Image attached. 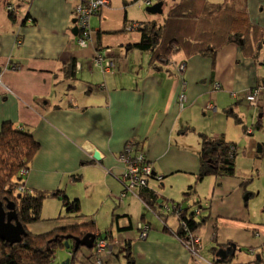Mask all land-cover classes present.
Segmentation results:
<instances>
[{"label":"crops","instance_id":"crops-1","mask_svg":"<svg viewBox=\"0 0 264 264\" xmlns=\"http://www.w3.org/2000/svg\"><path fill=\"white\" fill-rule=\"evenodd\" d=\"M85 1L0 0V129L10 122L29 131L39 144L24 187L28 191H61L77 199L79 214L84 217L74 215L61 224L93 223L101 232H109L117 242L115 252L118 248L121 255L114 253L106 264H122L119 259L124 258L126 242L131 245L132 264H194L176 237L177 219L163 212L162 205L168 202L181 203L187 210L199 203L206 209L199 217L205 222L197 232L200 241L202 238L201 251L207 247L212 255V250L233 243L237 249L228 257L231 264L241 263L234 261L241 252L254 255L264 245V226L232 203V193L251 180H239L240 189L233 181L232 186L225 185V180L239 178L237 166L233 177L218 182L220 177L214 176L216 186L208 191L212 201L208 206L192 191L195 182L205 178L198 179L202 168L199 134L236 144L226 140L216 121L228 117V112L238 122H250L246 112L256 110H247L251 105L245 97L264 81V43L257 59L252 57L251 49L243 52L232 44L216 55L214 64L202 56L186 59L184 71L176 75L173 69L185 59L182 53L173 54L171 64L165 65L151 62L148 53L128 51L139 35L120 32L126 22L135 21L123 0H109L108 6L89 18L90 38L79 37L80 30L74 35L77 25L72 23L73 8ZM8 2L20 9L15 20L7 15ZM247 13L250 22L264 30V0H247ZM26 17L30 18L27 22ZM93 33L97 36L94 39ZM18 38L21 46L16 44ZM81 38L84 42L89 39L90 44L79 45ZM106 47L111 52L106 53V59L114 70L103 74L93 60ZM8 63L18 69L10 70ZM214 84L219 88L214 89ZM180 93L187 96L183 109L177 107ZM209 105L212 109H207ZM258 106L264 116L263 96ZM260 117L257 122L251 118L258 131L263 128ZM249 135L252 138L245 139V156L259 159L264 150L263 138L253 136L252 130ZM127 142H134L154 172L163 177L160 182L152 181L148 188L155 194V211L132 193L118 199L125 189L124 166L118 155ZM256 144V153L261 154L257 157ZM95 150L100 153V161L92 160ZM174 178L179 182L180 195L173 190ZM215 201L217 207L213 208ZM44 206V223L54 224L45 231L50 232L57 228L53 221L57 216ZM140 225L149 228L142 240ZM30 231L34 232L32 228ZM201 251L205 262H211L212 258H205ZM66 256L68 261V253Z\"/></svg>","mask_w":264,"mask_h":264},{"label":"trees","instance_id":"trees-1","mask_svg":"<svg viewBox=\"0 0 264 264\" xmlns=\"http://www.w3.org/2000/svg\"><path fill=\"white\" fill-rule=\"evenodd\" d=\"M123 1L126 8L133 3H139L146 9L151 7L153 3H160L161 9L163 5V0H153L149 6L144 3V0ZM84 4V2H80L76 6ZM99 9L92 15L97 14ZM134 25H136V28L132 27ZM84 32L86 36L81 37L90 38V30L87 28ZM120 32L125 34L137 33L139 40L136 43L129 44L128 51L148 53L150 54V61L154 64L159 62L170 65L169 62L173 54L176 52L182 53L185 59L177 62L178 64L175 67L181 72L184 71L183 66L186 65V59L193 56H202L210 58L214 64L216 55L223 48L232 44L239 46L243 52L251 49L252 57L257 59L258 50H261L264 43V30L252 24L248 17L247 0H222V2L177 0L167 11L163 23L158 24L150 20L144 22L130 21L126 22ZM240 42L243 45H239ZM84 45H86V42H84ZM106 49L109 50L108 47ZM100 57L102 58L101 55ZM109 61L105 58L98 65L103 74L112 71H103V62ZM199 136L202 141L199 157L202 168L198 179L202 180L209 175L220 178L233 177L236 174V144L225 142L221 138L212 139L201 134ZM229 146H232V153L227 154ZM38 150L39 144L33 139L29 131L22 128L18 129L13 124L8 123L1 126L0 202L3 203V206L4 201L10 202V207L14 208L19 223L25 229L26 237L19 244H9L0 239V264H48L55 257V252L59 248L66 249L65 241L69 245L67 252L70 248L72 250V246L80 251V242L74 236L80 231L83 233L82 237L90 232L95 234L96 237L99 236L100 239L111 237L109 232H101L93 223L61 225L65 220H72L73 217L71 218V216L75 215L74 218L84 217V215L79 214L80 205L77 199L72 200L65 193L62 194L61 191H28L23 189L25 177ZM24 171L25 174L22 173ZM149 183L140 188L138 198L152 211H155L157 209L154 204L155 194L152 189H148ZM48 199H57L61 203L62 211L53 219L57 223V228L50 232L34 234L27 229L30 225L46 221L42 215V208L44 202ZM194 206L196 208L191 211L182 207V212L186 210V213H182L178 224L179 228L184 230V235L186 231H189L198 237L197 232L204 224L205 218L197 217H200L202 210L205 208H202L199 203ZM167 207L170 208L168 204ZM165 210L166 208L163 209V212L168 214L169 212ZM178 234L176 235L178 240H181V236L184 238V235ZM96 237H94L95 240ZM74 240L77 241L76 246ZM124 247L128 248L127 253H125L126 258L124 256L126 264H132L129 255L131 254L130 243L126 242ZM212 252L215 253L216 249L212 250L211 254H213ZM68 257H70L69 253ZM213 262L215 264L220 263L214 257Z\"/></svg>","mask_w":264,"mask_h":264},{"label":"rangeland","instance_id":"rangeland-1","mask_svg":"<svg viewBox=\"0 0 264 264\" xmlns=\"http://www.w3.org/2000/svg\"><path fill=\"white\" fill-rule=\"evenodd\" d=\"M17 1H19V0H17ZM176 1L177 0H163L162 1L163 13H161V14H150L146 11V8L141 6V4H139V3H133V4L129 5L126 8V10L129 13V15L134 18L135 21L144 20V19L148 18L150 21H153V22H156L159 24V23H163L167 11L175 4ZM209 1L221 2L222 0H209ZM108 2H109V0H107V3ZM120 2H121V0H120ZM156 4L157 3H153L152 6H154ZM96 6H100L99 8H103V6H108V4H105V5L99 4L97 2V0H94L93 4H91V7L95 8ZM5 7H6L7 15L10 17V19L15 20L16 18H14V16L16 15V13H19L20 9L16 8V6H14V3H10V2L6 3ZM122 14H123V10H122ZM11 17H13V18H11ZM74 18L76 20L77 28L80 31H82L83 29L81 30L80 27L78 26L79 23H78V20L75 17V15H74ZM25 20L27 22V20H30V18L26 17ZM81 35H82V32L79 34V37ZM92 35H93V39L97 37L96 34H94V33ZM122 35H123V33H122ZM16 40H17L16 44L18 46H21L22 41L19 38ZM83 40H85V39H83ZM81 41L82 40H78L77 43L80 45ZM86 43H87V45H89L90 40L88 39L86 41ZM114 47H115V43L113 45V48ZM103 50L104 51L101 52V54L97 53L95 55L94 60H93L95 65H100V62L105 60L106 53L111 54L110 50H107V49H103ZM100 55L102 56V58H100ZM103 65H104V67H103L104 72H108L109 70L111 71L113 69V64L111 61L103 62ZM7 66H9L10 70H13V71L18 69V67L16 65H12L10 63H8ZM173 70H174L173 73H175L176 75H179V73H181V70L178 71L177 68L173 69ZM1 83L2 82H1V77H0V84ZM257 86L261 87V90H260L261 92H258L256 88L254 89L253 93H255V95H252L254 97L253 101L248 100L249 95H247L245 97L248 105H251V107H249L247 110L256 109L252 112H250V111L246 112L247 114H249L250 122L249 121H242V120L240 122H238L236 120L235 115L229 114L227 112L228 117L219 118L216 121V123L219 125V128H220L219 130H221V132H224V134H225L224 137L226 138V140H229L231 142L236 143V154H237L236 166H237V168H239V174H238L239 178H237V177L232 178V180L227 179V180H225L224 184L232 186V181H233V182L237 183L236 188L240 189L239 180H242L245 177L247 180H251V181H249L248 184L243 186L242 189L238 190V192L232 193V196L237 198L240 202V203H237L236 200L232 197V203L234 204V206L238 207L239 209L245 210L247 216L251 217L253 222H258L259 224L264 226V150H263L262 156H261V154L257 155L256 152L259 149V147H258L259 145L256 144L257 148L254 150L255 156L256 157L261 156V157L259 159H256L255 157L248 158L249 156L248 157L245 156L246 155L245 152L247 149V144L245 142V139L252 138L251 135H249L251 130H252L253 136L257 135V138L261 136L263 138L262 143H264V116L262 115V111H261L260 106H258V100L260 99L261 96L264 97V81H261L258 85H256V87ZM6 90H8V89H6ZM177 99H178L177 107H178V109H180L179 97ZM186 102H187V96L184 95L183 97L180 98V103L184 106L186 104ZM252 104L255 106L253 107ZM207 109H212V106L209 105L207 107ZM259 114H261V116L263 118L260 117ZM253 117H254V120L256 119V122H257V118L260 117L261 125L263 126L262 131L261 130L258 131L255 129V123L256 122L251 123V118L253 119ZM8 124H12V123L9 122ZM248 128H251V130ZM18 129H20V127ZM132 143H134V142H127L126 145L123 147L122 152L118 155V161L120 163H122V165L124 166L123 182L126 185V188L123 190V192L118 197L119 200L124 198L125 195L130 193V192H132V194H134L137 198L139 197L138 194L140 192L141 184H140L139 180L137 182H135V173H136L137 167H139V172H142L141 169L144 168V171L149 170L150 173H154L157 176L154 179H156V181H158V182L162 181V178H163L161 175H158L157 173L154 172L152 164L147 159L145 153L141 150H140L141 152L137 151L139 149H135V145L134 144L132 145ZM138 153H141L143 158L140 161H137V163L132 162L131 165L129 167H127L125 160L126 159L133 160L134 154H138ZM228 153L229 154L232 153V146H229V149L227 150V154ZM22 173L25 174V171ZM126 174H127V176H126ZM141 178L146 180L143 172H142ZM216 180L217 179L214 176H211V177L207 176L204 178V180H202L200 182H198V181L195 182V188L192 187L193 188L192 193L198 195L201 203L207 205V204H210V202H212V201H209L207 196H208L209 189L212 192L213 188L216 186ZM219 180L221 182V178L218 179V182H219ZM152 181H154V180H148V182H150L149 184H151ZM174 181H175V183L172 186H173L174 192L176 193V192H178V190H180L178 188L179 182L175 178H174ZM77 186L80 187L79 185H77ZM186 186H187L186 187V190H187L189 185L186 183ZM23 189L26 190L25 187ZM82 190H84V187H82ZM178 195H180V192H178ZM247 196H248L247 201H244V197H247ZM210 197H211V195H210ZM9 203H10L9 201L8 202L4 201V206H3L2 203L0 202V204L3 208V210L6 212V214L10 213V214H14L16 216L14 208L13 207H12V209L9 208L10 207ZM167 204L170 207L172 205V207L170 208L169 213L166 214V216H168V215L173 216L177 219V221H179V218H181V215H182L181 214L182 209H183L182 204L176 203V202H168V203H164L162 205V208L164 209L165 207H167ZM216 204H217L216 201L213 202V204H212L213 208L216 206ZM43 205H45L44 206L45 209H47L49 212H52V214H54L55 216H57L59 214V212L62 211L61 203L59 202V200L57 201V199H53V200L48 199L44 202ZM144 205L149 210H151L146 204H144ZM195 208H196L195 206H191V208H189V210L191 211ZM205 211H206V209L202 210V212H204V214L206 213ZM182 213L185 214L186 210ZM44 216H49V215H44ZM162 217H165V216L162 215ZM101 218L102 217L100 216L98 219L102 222ZM197 218H199V217H197ZM16 219L19 223L17 216H16ZM51 223L52 222L33 224V225H30L27 230L30 231V228H32V230L34 231L32 233H34V234L46 233L45 231L51 230L52 226L54 225ZM12 224H14V222H12ZM71 224L75 225L74 223H71ZM40 229L42 230V233H38V232H41ZM147 232H148L147 225H140L138 227L139 239H141V240L145 239V234H147ZM82 235H83V233L81 231L74 234V236H76L75 237L76 240L80 243H82V241H84L85 237H87L88 235H93V237H96V235L93 234L92 232L87 233L83 237H82ZM96 238H97L96 240H95V238L93 239V242H92L90 248L80 244V246H81L80 251L76 250V247L74 248L73 246H72V250L70 248L69 252H67V249L59 248L55 252V257L48 264H98L97 260L100 261V264H106L107 259H109L114 253H116L117 255L120 254V249H118V248L115 252L116 245H117L116 241L112 240L110 237H108V238L102 237L100 239V237L97 236ZM90 240H91V238L89 237L88 241H90ZM77 241L74 240L75 246H76ZM179 241L182 244V246L187 250L191 259L192 260L194 259V261H193L194 264H215L213 262V257L218 259V257L216 255L219 252V250H221V249L225 250L231 244H233V243H225V245L220 246V249L217 248L216 252L215 253L212 252L213 254L210 255L209 249L207 247L204 249V251H201V248H203L201 245L202 238L200 241L198 239V237L192 232L186 231L184 238H183V236H181V240H179ZM203 245H205V243H203ZM236 249H237V247H236ZM108 250H110V251L108 252ZM123 250H124V253L127 252L125 247L123 248ZM200 251L202 254H204L206 256L205 258H208V259L212 258V261L211 262H205L204 258L200 254ZM89 252H91V254H89ZM67 253L70 254V257H69L68 261L66 262V259H67L66 254ZM229 255H230V253L227 254L228 257H229ZM238 256L239 257H237L234 260L235 262L241 261V263H238V264H264V245L257 248L256 253L254 255H250V254L248 255L246 252H244V253L241 252V254H239ZM228 257L224 261L218 259L220 263H216V264H231L227 261ZM258 257H260V258H258ZM130 259L132 260V258H130ZM119 261L122 264L126 263L123 257H121L119 259ZM244 261L246 263H244ZM110 264H114V262H111ZM116 264H118V263H116Z\"/></svg>","mask_w":264,"mask_h":264},{"label":"water","instance_id":"water-1","mask_svg":"<svg viewBox=\"0 0 264 264\" xmlns=\"http://www.w3.org/2000/svg\"><path fill=\"white\" fill-rule=\"evenodd\" d=\"M146 11L150 14L162 13L161 4L159 3L154 6H151L147 8ZM72 23L75 24L76 20H73ZM78 30L79 29L77 28V26H75L73 28V34L77 35ZM86 151L88 152L90 151V149L87 148ZM92 160L100 161V153L97 150L92 152ZM247 198L248 196L244 197V201H247ZM9 208L12 209V207ZM11 221L14 222V224H12ZM24 231L25 230L22 227V225L18 223L16 216L10 213L6 214V212L3 210L0 204V239L5 242H8L9 244H15L21 240V236L24 234ZM89 237L91 238L90 241H88ZM93 239H94L93 235H88L87 237H85L84 241H82V243L80 244L90 248ZM65 245H66V249H69V245L67 241H65ZM235 250H236V245L231 244L225 250L224 249L219 250L216 256L218 257V259L224 261L228 257L227 254L230 253L232 255Z\"/></svg>","mask_w":264,"mask_h":264},{"label":"built area","instance_id":"built-area-1","mask_svg":"<svg viewBox=\"0 0 264 264\" xmlns=\"http://www.w3.org/2000/svg\"><path fill=\"white\" fill-rule=\"evenodd\" d=\"M153 0H144V3L146 4V5H150L151 4V2H152ZM93 2H94V0H87L86 1V3H85V5H80V6H77L75 9H74V11H73V15H75V17L77 18V20H78V23H79V27H80V29L82 30L81 32H82V36L84 35V36H86L85 35V30L88 28V23H89V18H90V16L93 14V13H95L98 9H99V7L100 6H96L95 8H92L91 7V4H93ZM97 2L99 3V4H108L107 3V0H97ZM133 28H136V25H134V26H132ZM128 28V27H127ZM85 29V30H84ZM79 40H82L81 42H80V45L81 46H83L84 45V40H83V38H81V39H79ZM101 58V57H100ZM100 64H101V62H100ZM109 68V67H108ZM110 71V70H109ZM108 71V72H109ZM217 88H219V85L218 84H215V86H214V89H217ZM257 89V91L258 92H260V90H261V87H258V88H256ZM254 92V90L249 94V97H248V100L249 101H253L254 100V97L252 96V95H255V93H253ZM184 96V94L183 93H181L180 95H179V105H180V109H183V105L180 103V98L181 97H183ZM253 105V104H252ZM253 106H255V105H253ZM134 143H132V145H133ZM143 158V156L141 155V153H138V154H134V159L133 160H130V159H126L125 161H126V166L127 167H129L130 165H131V163L132 162H136L137 163V161H140L141 159ZM141 171L143 172V174H144V176H145V178H146V180H144V179H142L141 178V175H142V172H139V167H137V169H136V173H135V182H137L138 180L140 181V184H141V187H145L146 185H147V182H148V180H156V179H154L155 177H157L154 173H150L149 172V170H146V171H144V168H142L141 169ZM126 176H127V174H126ZM146 182V183H145ZM140 187V188H141ZM126 188V187H125ZM166 208V212H169V210H170V208H168V207H165ZM181 214H182V212H181ZM180 214V215H181ZM146 235L147 234H145V237H146ZM110 250H108V252H109ZM97 263L98 264H100V261L99 260H97Z\"/></svg>","mask_w":264,"mask_h":264},{"label":"bare ground","instance_id":"bare-ground-1","mask_svg":"<svg viewBox=\"0 0 264 264\" xmlns=\"http://www.w3.org/2000/svg\"><path fill=\"white\" fill-rule=\"evenodd\" d=\"M134 145H135V143H134ZM2 205H3V203H2ZM179 234L180 235H184V230H182V229H180L179 230ZM26 237V235H25V231H24V234L21 236V240L18 242V244L23 240V238H25ZM15 244H17V243H15ZM89 254H91V252H89Z\"/></svg>","mask_w":264,"mask_h":264},{"label":"clouds","instance_id":"clouds-1","mask_svg":"<svg viewBox=\"0 0 264 264\" xmlns=\"http://www.w3.org/2000/svg\"><path fill=\"white\" fill-rule=\"evenodd\" d=\"M147 236V235H146Z\"/></svg>","mask_w":264,"mask_h":264}]
</instances>
